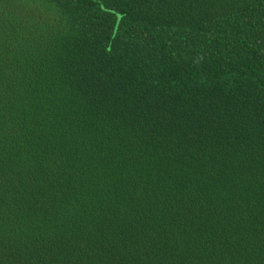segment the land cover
I'll return each mask as SVG.
<instances>
[{"label":"trees","instance_id":"trees-1","mask_svg":"<svg viewBox=\"0 0 264 264\" xmlns=\"http://www.w3.org/2000/svg\"><path fill=\"white\" fill-rule=\"evenodd\" d=\"M0 264H264V0H0Z\"/></svg>","mask_w":264,"mask_h":264}]
</instances>
